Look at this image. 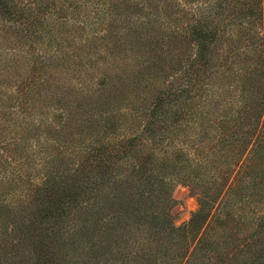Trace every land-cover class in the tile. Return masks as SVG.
<instances>
[{
  "label": "trees",
  "instance_id": "1",
  "mask_svg": "<svg viewBox=\"0 0 264 264\" xmlns=\"http://www.w3.org/2000/svg\"><path fill=\"white\" fill-rule=\"evenodd\" d=\"M145 1L95 33L0 0V264H264V0Z\"/></svg>",
  "mask_w": 264,
  "mask_h": 264
},
{
  "label": "rangeland",
  "instance_id": "2",
  "mask_svg": "<svg viewBox=\"0 0 264 264\" xmlns=\"http://www.w3.org/2000/svg\"><path fill=\"white\" fill-rule=\"evenodd\" d=\"M12 2V0H10ZM26 2L27 0H14V2ZM34 0H31L33 2ZM85 6L80 7L78 10L74 11L72 6H66L63 3V0H42V4L40 9L38 10L40 13L39 16H48L49 18H62L66 17V20L71 21L70 19H80L79 27L83 28L85 32L92 31L95 33L103 31L109 28L108 22L111 16L114 14V11L111 5L114 2H117L120 5L124 6L122 15L129 14L131 15L134 12L133 8H126L127 2H135L139 0H81ZM152 1V0H151ZM166 1L167 3H176L179 0H153L155 4H163ZM30 2V0H29ZM147 4V2L144 0ZM152 2V3H153ZM31 4V3H30ZM151 4V3H150ZM32 5V4H31ZM33 6V5H32ZM228 11L230 9V5H226ZM161 14H163V8L159 10ZM78 16V17H77ZM2 28L0 27V30ZM255 30L258 33V36L261 37V47H264V20L262 19L261 22L255 26ZM264 50V49H263ZM13 90L14 88H9L8 90ZM204 99L208 97V94L205 93ZM206 104V102H205ZM208 108V106H206ZM261 195L264 194L262 193ZM171 200L173 201V206L169 209V215L171 220V225L174 228H178L180 226L186 225L189 220L191 219L192 215L198 211L199 203L195 195L190 192V189L186 186L177 185L171 192ZM128 205L124 204L123 207H127ZM126 216L129 214L131 215V211L121 210ZM129 219V218H128ZM140 216L131 215L130 220H136L133 224V228L129 229V242L127 243L128 247L132 250V252H136L138 248V244H142V238L140 233V226L142 222L139 221ZM129 221V220H127ZM131 223V222H130ZM205 224V223H204ZM199 229L197 233H194V237H199L203 231V227ZM229 229L239 233H246L245 227H242L241 223H237L234 221L233 223L227 224L225 228L221 229L220 231L217 230L218 233L225 232ZM251 231V229L249 230ZM199 233V234H198ZM224 234V233H221ZM264 238V237H263ZM190 241V239H189ZM247 244H251L253 247L252 249H248L246 245L243 246V250L247 252V256L249 252L259 251L261 249V242L259 238H255L253 242L249 241ZM127 247V248H128ZM233 264H240L236 259L233 261Z\"/></svg>",
  "mask_w": 264,
  "mask_h": 264
}]
</instances>
